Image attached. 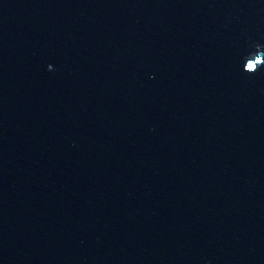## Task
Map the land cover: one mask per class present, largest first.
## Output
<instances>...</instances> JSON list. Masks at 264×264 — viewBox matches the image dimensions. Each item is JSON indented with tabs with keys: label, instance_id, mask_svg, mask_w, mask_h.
Here are the masks:
<instances>
[{
	"label": "water",
	"instance_id": "1",
	"mask_svg": "<svg viewBox=\"0 0 264 264\" xmlns=\"http://www.w3.org/2000/svg\"><path fill=\"white\" fill-rule=\"evenodd\" d=\"M0 264H264V0H0Z\"/></svg>",
	"mask_w": 264,
	"mask_h": 264
}]
</instances>
